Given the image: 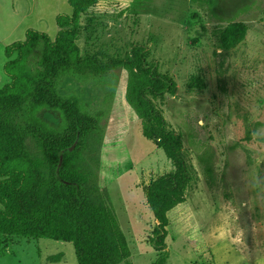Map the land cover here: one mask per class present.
Returning <instances> with one entry per match:
<instances>
[{
  "label": "rangeland",
  "instance_id": "obj_1",
  "mask_svg": "<svg viewBox=\"0 0 264 264\" xmlns=\"http://www.w3.org/2000/svg\"><path fill=\"white\" fill-rule=\"evenodd\" d=\"M225 6L214 11L206 0H137L121 17L82 18L89 30L77 39L82 51L108 55L139 44L175 82L172 92L152 98L166 128L180 138L191 173L185 201L170 211L166 264H264V0ZM70 11L66 0H0V87L9 81L5 45L22 39L27 27L53 38L56 14ZM229 22L243 23L245 35L221 51L214 31ZM115 74L111 97L96 82L67 87L103 111L96 172L129 246L127 263L152 264L156 252L148 236L156 221L142 189L173 165L143 136L123 101L126 74ZM41 116L58 120L50 112ZM114 164L121 172L110 178L105 167ZM55 254H61L58 262L46 259ZM0 264H76V258L70 242L10 237L0 246Z\"/></svg>",
  "mask_w": 264,
  "mask_h": 264
},
{
  "label": "trees",
  "instance_id": "obj_2",
  "mask_svg": "<svg viewBox=\"0 0 264 264\" xmlns=\"http://www.w3.org/2000/svg\"><path fill=\"white\" fill-rule=\"evenodd\" d=\"M70 13L56 14V33L27 27L22 39L4 48L0 87V246L10 237L70 242L76 264H128L130 249L106 187L97 177L103 129L101 109H90L69 84L96 82L115 91V71L126 74L123 101L139 119L143 136L161 148L172 169L143 186L156 221L148 244L152 264H166L165 238L170 211L185 201L189 167L180 156V138L166 128L152 98L172 92L174 80L147 60L145 48L132 44L123 54L81 50L77 39L93 16L121 17L137 0H66ZM210 9L232 10L239 0H206ZM225 6V7H224ZM231 21V20H229ZM241 22L215 29L217 47L228 50L245 35ZM57 116L55 124L41 115ZM77 139L72 150L68 148ZM60 157H62L60 161ZM110 178L121 169L105 167ZM208 172V170H206ZM68 181L69 183H66ZM61 254L47 256L58 262Z\"/></svg>",
  "mask_w": 264,
  "mask_h": 264
},
{
  "label": "water",
  "instance_id": "obj_3",
  "mask_svg": "<svg viewBox=\"0 0 264 264\" xmlns=\"http://www.w3.org/2000/svg\"><path fill=\"white\" fill-rule=\"evenodd\" d=\"M76 142H77V139H76V140L73 142V144L68 148V150H72V149L74 148ZM61 159H62V157H60V161H61ZM66 183H69V182L66 181Z\"/></svg>",
  "mask_w": 264,
  "mask_h": 264
},
{
  "label": "crops",
  "instance_id": "obj_4",
  "mask_svg": "<svg viewBox=\"0 0 264 264\" xmlns=\"http://www.w3.org/2000/svg\"><path fill=\"white\" fill-rule=\"evenodd\" d=\"M119 264V263H118Z\"/></svg>",
  "mask_w": 264,
  "mask_h": 264
}]
</instances>
